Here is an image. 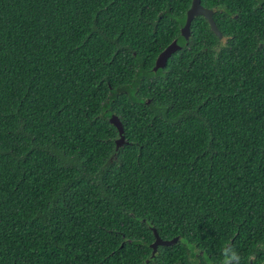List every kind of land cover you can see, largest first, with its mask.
<instances>
[{
	"label": "trees",
	"instance_id": "1",
	"mask_svg": "<svg viewBox=\"0 0 264 264\" xmlns=\"http://www.w3.org/2000/svg\"><path fill=\"white\" fill-rule=\"evenodd\" d=\"M220 1L223 40L201 15L179 33L188 0H0V264L245 261L264 235V16ZM148 224L174 241L150 253Z\"/></svg>",
	"mask_w": 264,
	"mask_h": 264
},
{
	"label": "flooded vegetation",
	"instance_id": "2",
	"mask_svg": "<svg viewBox=\"0 0 264 264\" xmlns=\"http://www.w3.org/2000/svg\"><path fill=\"white\" fill-rule=\"evenodd\" d=\"M190 2H191V0H188V5ZM200 3L202 6L210 9V15L213 18L214 22H215L214 17L216 19L229 18V16L237 17V13L233 12V14L231 15L232 8L226 6L227 4L225 2L220 1V0H200ZM235 4H236L235 6H237L236 8L238 10H241L246 5L254 6L255 9H257V11H258V15H260V17L264 16V0H235ZM185 14H186V9H185ZM185 14H184V19H185ZM196 15H201V14H196ZM201 16L205 19V17L203 15H201ZM184 19L179 25V33L180 34H181V26L184 22ZM208 26H209V24H208ZM209 28H210V26H209ZM189 34H190V24L188 26L187 36ZM217 37L220 40L224 39V36H222L221 32H220V36H217ZM254 242L255 243L253 245L252 251L246 253V257H244L245 261L242 260V254H241V253H244V247L243 248L241 247V252H239V254L241 256L240 264H264V235L262 237L258 238L257 240H255ZM192 248L196 249V252L193 253V255L190 257L189 261L188 260L182 261V259L180 258V260H177L176 263L177 264H220L221 259H222L221 253L217 254V255H209V256L206 255L205 257H203L199 253L201 251V249L198 246H193Z\"/></svg>",
	"mask_w": 264,
	"mask_h": 264
},
{
	"label": "water",
	"instance_id": "3",
	"mask_svg": "<svg viewBox=\"0 0 264 264\" xmlns=\"http://www.w3.org/2000/svg\"><path fill=\"white\" fill-rule=\"evenodd\" d=\"M201 14L205 17L207 23L209 24L211 30L217 35L220 36V31L216 26L213 18L210 15V9L201 5L200 0H191L189 5L186 8V14L184 22L181 26V34L186 37L188 32V26L190 24L191 19L194 15ZM178 47V43L173 39H171L168 43H166L160 50H158L152 60L151 68L154 69L156 66H160L164 63L166 56L175 48ZM108 122H110L116 129L118 137L115 139V147L118 148L124 141V130L122 124L118 117L114 113H110L107 117ZM151 232L152 238L149 241L150 243V253L156 248L158 243L167 244L173 242L175 236L170 237H161L156 232L155 228L152 224H148Z\"/></svg>",
	"mask_w": 264,
	"mask_h": 264
},
{
	"label": "clouds",
	"instance_id": "4",
	"mask_svg": "<svg viewBox=\"0 0 264 264\" xmlns=\"http://www.w3.org/2000/svg\"><path fill=\"white\" fill-rule=\"evenodd\" d=\"M221 262L220 264H240L241 256L232 247L225 246L221 250Z\"/></svg>",
	"mask_w": 264,
	"mask_h": 264
}]
</instances>
